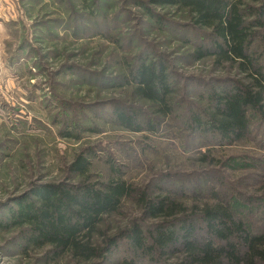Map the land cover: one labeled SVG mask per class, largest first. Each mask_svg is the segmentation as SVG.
I'll use <instances>...</instances> for the list:
<instances>
[{
    "label": "rangeland",
    "instance_id": "obj_1",
    "mask_svg": "<svg viewBox=\"0 0 264 264\" xmlns=\"http://www.w3.org/2000/svg\"><path fill=\"white\" fill-rule=\"evenodd\" d=\"M90 10L98 30L107 28L113 37L84 34ZM187 38L199 44L203 36L186 10L153 0H0V220L9 218L20 196L34 186L79 180L69 165L82 154L90 161L91 181L119 174L134 188L189 208L231 202L236 212L264 227V135L259 132L264 128L219 146L187 126L191 110L208 105L215 82L237 77L235 69L214 67L212 58L194 61ZM142 51L149 54L147 62L165 55L167 69L174 71L169 115L140 99L134 83L114 85L115 76L126 72L123 58L135 66ZM116 105L137 109L143 130L118 125ZM148 121L157 128L150 130ZM65 131L73 137L63 136ZM204 155H209L205 161ZM132 220L143 226L158 221L145 217L135 198H126L93 243ZM24 244L19 228H0V264H125L129 257L146 262L127 240L104 259L71 254L51 259L47 247Z\"/></svg>",
    "mask_w": 264,
    "mask_h": 264
},
{
    "label": "trees",
    "instance_id": "obj_2",
    "mask_svg": "<svg viewBox=\"0 0 264 264\" xmlns=\"http://www.w3.org/2000/svg\"><path fill=\"white\" fill-rule=\"evenodd\" d=\"M153 2L185 9L193 27L202 33L199 44L192 43L191 38L184 39L192 44L194 61L212 58L214 67L223 65L237 72L236 79L215 82L217 87L208 93V105L191 110L187 126L202 131L219 146L240 142L254 130L263 129L264 0ZM93 13L90 10L86 17L91 25H85L84 34L113 37L107 28L98 30ZM103 18H108L107 12ZM114 20V30L120 29L117 15ZM158 22L164 26L163 21ZM145 52L137 55L135 66L123 58L128 74L115 76L114 85H122L121 81L134 83L140 99L157 106L163 116L169 115L175 102L174 71L167 69L165 55L147 62L149 54ZM135 110L114 106V121L130 130H143ZM147 127L157 128L149 121ZM259 132L264 135V131ZM62 134L73 137L70 131ZM208 157L204 155L203 160ZM89 166L90 161L79 154L69 165L79 180L34 186L20 196L9 218L0 220V228H19L25 247H47L51 259L65 254L104 259L105 254L120 246L121 240H127L133 254L146 259L144 264H264V227H257L248 216L236 212L231 202L195 203L189 208L183 201L134 188L119 174L106 181H91ZM131 197L144 210L145 217L158 221L143 226L132 220L130 226L114 235L103 233L96 246L94 234L105 220L119 214L123 201ZM136 263L133 257L126 258L125 264Z\"/></svg>",
    "mask_w": 264,
    "mask_h": 264
}]
</instances>
